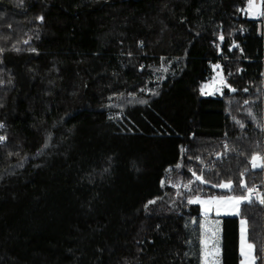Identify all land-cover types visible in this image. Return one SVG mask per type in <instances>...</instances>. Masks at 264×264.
<instances>
[{
  "label": "trees",
  "instance_id": "obj_1",
  "mask_svg": "<svg viewBox=\"0 0 264 264\" xmlns=\"http://www.w3.org/2000/svg\"><path fill=\"white\" fill-rule=\"evenodd\" d=\"M247 4L0 0V264H200L188 198L259 182L264 197L248 163L264 149V33ZM217 62L225 86L203 96ZM239 217L264 264L253 201L219 217V264H239Z\"/></svg>",
  "mask_w": 264,
  "mask_h": 264
},
{
  "label": "rangeland",
  "instance_id": "obj_2",
  "mask_svg": "<svg viewBox=\"0 0 264 264\" xmlns=\"http://www.w3.org/2000/svg\"><path fill=\"white\" fill-rule=\"evenodd\" d=\"M264 0H252V3L254 5H257L258 7H250V0H248V4L243 9V13L245 15L251 16L252 18H256L257 16H263L264 13L261 11H264ZM257 12H260L256 14ZM213 73L211 78L203 83L200 88V93L203 96H213L221 93L222 88L225 86V76H223L221 71V65L220 64H214L212 66ZM262 89H263V126H264V81L262 83ZM2 137V136H0ZM220 162V161H217ZM216 163V162H215ZM212 166V163H209ZM209 165H207L208 167ZM204 167V165L201 166V168ZM211 168V167H210ZM197 176L200 177V179L196 180L199 182H203V176L200 173H196ZM193 181V182H196ZM193 182L190 184H187V188H189ZM195 196H201V195H195ZM244 196H247L246 194ZM192 197V196H191ZM242 196L239 195H233V194H227V195H220L215 198H219V203L222 202V207L224 211V216H238L237 209L233 207V202L235 198H240ZM220 205V204H219ZM217 207V206H216ZM218 208H216L217 211ZM212 216L209 217L207 222L202 220H197L196 229H198L200 233V244H201V253H200V264H219V230L217 229L214 221H217L219 223V216L215 212L214 214H211ZM245 220L243 217H239V234L243 237H247V227L246 224L242 225L241 221ZM246 221V220H245ZM242 228L244 231L242 232ZM203 241V243H202ZM240 264H254V260H242L240 261Z\"/></svg>",
  "mask_w": 264,
  "mask_h": 264
},
{
  "label": "built area",
  "instance_id": "obj_3",
  "mask_svg": "<svg viewBox=\"0 0 264 264\" xmlns=\"http://www.w3.org/2000/svg\"><path fill=\"white\" fill-rule=\"evenodd\" d=\"M256 18L258 19L257 35H262L264 33V15L263 16H257ZM212 46L219 48V46L216 43H213ZM237 47H238L237 43H234V48H237ZM262 62H263L262 67L264 69V61H262ZM217 64H220V63L217 62ZM229 74H230V71H227V75H229ZM261 79H262V81H264V72L262 73ZM261 133H262V145L264 146V126L263 125L261 126ZM222 147H223V150L221 152L220 151H214L213 152V157L211 160L202 162L201 166L204 165V167L201 168V166H200L201 174L206 168H210V167L214 166L216 161H221L223 158H225L228 155V150L225 146V143L222 144ZM254 155L259 157V159L256 161V163L264 165V149L255 153ZM254 155H252L248 159V163L250 165H252V157ZM209 163H212V166ZM207 165H209V166L207 167ZM257 168L261 169L262 177H264V166L257 167ZM246 172H247V170L244 171V173H246ZM197 177H199V176H197L196 173L193 172L192 176L187 180V184H190L191 182L198 180ZM249 189H253V192H252L253 200L252 201L259 204V205H262L259 203V199L261 197H263V183L262 182L254 183L250 188H247L246 193H245L247 196L249 195V191H248Z\"/></svg>",
  "mask_w": 264,
  "mask_h": 264
},
{
  "label": "crops",
  "instance_id": "obj_4",
  "mask_svg": "<svg viewBox=\"0 0 264 264\" xmlns=\"http://www.w3.org/2000/svg\"><path fill=\"white\" fill-rule=\"evenodd\" d=\"M264 3V2H263ZM264 6V5H263ZM262 13H264V11H261ZM260 12H257L256 14H258ZM247 17H253V15L248 16ZM263 82V81H262ZM229 182H224V184H227ZM223 190H230L231 187H220ZM219 195H214V196H192L188 198L189 200H198V201H203L206 203H190V204H195L199 207V211H200V216L202 221H208L206 219H208L209 217H211L212 213L214 214L215 212L218 214V216H224V211H223V207H222V202L219 203V198H215L218 197ZM220 204V205H219ZM217 206V207H216ZM216 208L217 211H216ZM205 209H208L207 211H205ZM217 229L219 230V224L217 221H214ZM220 231V230H219ZM253 245L251 242H249L247 240V237H243L238 233V255H239V264L240 261L242 260H254V247L252 249H249L247 247V245Z\"/></svg>",
  "mask_w": 264,
  "mask_h": 264
},
{
  "label": "snow or ice",
  "instance_id": "obj_5",
  "mask_svg": "<svg viewBox=\"0 0 264 264\" xmlns=\"http://www.w3.org/2000/svg\"><path fill=\"white\" fill-rule=\"evenodd\" d=\"M250 7H258V6L257 5H254L252 3V0H250ZM41 19H42V17H41ZM142 103H143V101H142ZM245 103L247 104L248 101H245ZM4 139H5L4 137H0V141H3ZM258 159H259V157L258 156H255V155L252 157V166H253V168L264 166V165H261V164H257L256 163V161ZM197 179H200V177H197ZM218 186L219 187H225V188L226 187H231V182H229L227 184L222 183V184H220ZM242 186H244V185H242ZM185 187H187V185H185ZM248 191H249V195L248 196H242L240 198H235L234 199L233 207L237 209V213L236 214H239V206H240L241 203H252V200H253V197H252L253 189H249ZM188 202L189 203H206V202L198 201V200H189ZM149 203H153V201H149ZM259 203L262 204V205H264V197H261L259 199ZM145 207H147V205ZM207 210L208 209H205V211H207ZM246 223H247V221H245V220H242L241 221V224L242 225H245ZM243 231H244V229L242 228V232ZM202 243H203V241H202ZM247 247L249 249H252L254 246L251 245V244H249V245H247Z\"/></svg>",
  "mask_w": 264,
  "mask_h": 264
}]
</instances>
